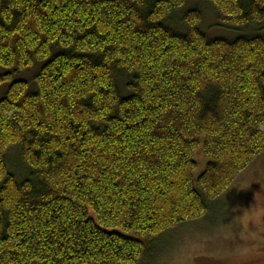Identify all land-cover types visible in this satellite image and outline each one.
Here are the masks:
<instances>
[{"label":"trees","instance_id":"16d2710c","mask_svg":"<svg viewBox=\"0 0 264 264\" xmlns=\"http://www.w3.org/2000/svg\"><path fill=\"white\" fill-rule=\"evenodd\" d=\"M186 1L0 0V264H146L264 152V0Z\"/></svg>","mask_w":264,"mask_h":264},{"label":"rangeland","instance_id":"374dc122","mask_svg":"<svg viewBox=\"0 0 264 264\" xmlns=\"http://www.w3.org/2000/svg\"><path fill=\"white\" fill-rule=\"evenodd\" d=\"M192 8L201 11L202 20L198 28L209 39L231 40L252 31L216 25L217 10L205 0H187L165 20V24L176 30H184L183 17ZM40 66L41 63H35L20 73L0 65V73L10 71L14 74L10 81L0 85V98L12 80H26L23 75H35ZM118 84L125 90L124 79H119ZM202 139L203 134L195 149V178L203 172L209 160L202 152ZM10 148L13 149L9 150L8 159L14 160L15 164L21 162L20 157L15 159L18 153L14 148L17 147ZM8 169L15 174L11 164ZM24 176L20 175L17 179L22 180ZM256 211H264V152L212 204L204 217L164 231L155 244V254L146 264H264V227L241 224L243 218L254 215Z\"/></svg>","mask_w":264,"mask_h":264},{"label":"clouds","instance_id":"9594fccd","mask_svg":"<svg viewBox=\"0 0 264 264\" xmlns=\"http://www.w3.org/2000/svg\"><path fill=\"white\" fill-rule=\"evenodd\" d=\"M251 223L257 228L264 227V211H256L255 214H250L249 217H245L241 220V224L247 225Z\"/></svg>","mask_w":264,"mask_h":264}]
</instances>
